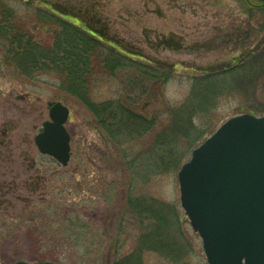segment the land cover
I'll list each match as a JSON object with an SVG mask.
<instances>
[{
	"label": "rangeland",
	"instance_id": "obj_1",
	"mask_svg": "<svg viewBox=\"0 0 264 264\" xmlns=\"http://www.w3.org/2000/svg\"><path fill=\"white\" fill-rule=\"evenodd\" d=\"M44 1L95 6L109 34L147 60L132 62L105 45L97 48L91 55L100 63L75 96L57 73H24L16 60L8 62L0 40V128L12 127V143L3 151L12 149L11 171L19 175L4 168L6 181L26 177L20 175L22 152H38L33 139L50 120L53 103L70 110V159L60 165L43 158L34 166L44 181L30 203L31 222L19 211L18 225L0 244V264H208L180 205L177 175L225 120L264 115L262 14L247 10L244 0L0 3L44 44L58 29L49 23L44 29L47 23L30 8L37 3L45 11ZM246 53L251 55L239 60Z\"/></svg>",
	"mask_w": 264,
	"mask_h": 264
},
{
	"label": "water",
	"instance_id": "obj_2",
	"mask_svg": "<svg viewBox=\"0 0 264 264\" xmlns=\"http://www.w3.org/2000/svg\"><path fill=\"white\" fill-rule=\"evenodd\" d=\"M68 114L54 104L52 122L37 138L41 151L63 165L69 159ZM178 182L181 206L209 264H264V116L242 114L222 124L193 150Z\"/></svg>",
	"mask_w": 264,
	"mask_h": 264
},
{
	"label": "trees",
	"instance_id": "obj_3",
	"mask_svg": "<svg viewBox=\"0 0 264 264\" xmlns=\"http://www.w3.org/2000/svg\"><path fill=\"white\" fill-rule=\"evenodd\" d=\"M14 1L23 4L28 0ZM244 3L247 10L262 14L261 21L263 23L261 24H264V0H244ZM42 5L45 11L40 10L41 7L37 3H33L30 8H34L38 21L47 23L45 26L48 27H44V29H48L49 24L57 25L58 29L50 37L51 41L37 44L38 42L33 40V36L26 29V24L17 22L18 19H15L13 12L5 10V6L0 3V40L6 42V57L11 58L8 62L16 60L22 72L30 73L33 68H36L37 71L55 72L63 83L61 86L67 87L76 96L82 94L80 93L81 88L85 89L82 86L87 82L88 77L93 76L95 68L100 63L91 55L97 48L103 49V45H105L106 48H109L108 53L126 57L132 62L137 58L146 59L139 49L109 34V26L101 17V13L95 11V6H82L66 2L52 4L46 1L42 2ZM247 10L246 12H248ZM261 24L260 27H262ZM50 42L53 44L49 45ZM109 43H112L114 47H111ZM248 55L251 54L246 53L239 60L247 59ZM242 64L241 61L239 65ZM159 69L160 72H163L164 68L159 66ZM107 110L108 108L104 113L108 114ZM103 119L102 121L108 122L105 117Z\"/></svg>",
	"mask_w": 264,
	"mask_h": 264
},
{
	"label": "flooded vegetation",
	"instance_id": "obj_4",
	"mask_svg": "<svg viewBox=\"0 0 264 264\" xmlns=\"http://www.w3.org/2000/svg\"><path fill=\"white\" fill-rule=\"evenodd\" d=\"M44 123H42L43 126ZM10 125L8 127L4 126L0 128V244L3 241V239H6L9 232H12L15 228H13L15 225H18V221L20 220L19 213L21 211L28 213L30 216H32V212L34 213L35 206L33 204H30L34 201V196L37 190H40L41 188V181L43 180V177H39L40 173L38 169H34V166L36 164L40 166L41 164L45 163V159L48 158V163L51 164L52 157L48 154H43L39 150L36 152L34 156H31L32 154L28 152H22V160L21 167L23 168L25 174H20L21 176H26L25 178L22 177L21 180H18L17 182L14 181H6V178L9 177V173L3 174V169L6 168V170L11 171L13 168L12 166L15 165L16 159H14V154L12 152V149L10 151H3V147L7 146L9 143H12L10 137L7 136L9 132L12 131ZM5 138H7V141L5 142ZM34 145L37 148L35 138L33 139ZM2 150V152H1ZM41 158L43 159L41 161ZM9 166L6 167V166ZM3 167V168H2ZM40 168V167H38ZM33 171L32 174H30V171ZM13 173V171H11ZM14 176H19L16 173H13ZM6 177V178H5ZM44 181V180H43ZM45 188V186H44ZM48 190V189H47ZM49 193V191H47ZM21 194H25L22 196ZM11 198L14 200V202L11 201ZM15 203L21 204V210H19V207L16 208ZM18 212H17V211ZM20 211V212H19ZM27 214V218L25 222L28 224L31 222L29 221V216ZM34 221H32L33 223ZM8 231L5 233L3 229H7ZM12 229V230H11ZM10 234V233H9ZM0 255H3L2 250L0 249ZM18 261H24L25 260H17L14 263ZM12 263V264H14ZM30 263V262H27Z\"/></svg>",
	"mask_w": 264,
	"mask_h": 264
}]
</instances>
